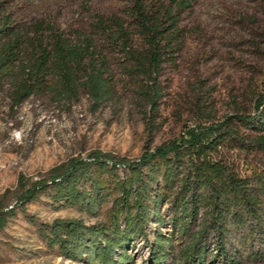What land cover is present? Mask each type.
<instances>
[{
    "label": "rangeland",
    "instance_id": "374dc122",
    "mask_svg": "<svg viewBox=\"0 0 264 264\" xmlns=\"http://www.w3.org/2000/svg\"><path fill=\"white\" fill-rule=\"evenodd\" d=\"M148 3L157 11L159 4L171 5V0ZM190 3L179 15L176 49L162 65L159 80L164 96L154 113V144L179 137L189 126L229 118L240 137L223 142L214 156L231 163L241 177L252 176L264 166V152L241 141L255 133L239 117H254L256 99L264 94V0ZM132 7L130 0H0V20L6 28L0 54L10 44L16 58L9 67L14 74L0 79V208L14 206L0 231V264H85L49 247L39 234L40 224L56 218L109 221L111 201L95 217L76 207L58 206L46 196L22 203L21 195L71 157L100 151L137 159L143 153L150 106L139 97L145 79L133 56L144 55L147 47ZM119 23L124 25L122 37L114 34ZM84 36L92 39L94 50L109 67L112 96L108 101L95 110L83 87L73 97L61 96L56 87L60 78L51 73L34 80L31 95L16 102L14 77L28 78L25 66L39 53L53 56L62 42L77 43ZM169 205L163 204L161 211L167 220ZM210 210H201L191 224V234L209 222ZM227 219L228 260L216 251L220 240L210 234L203 240L205 255L195 254L194 261L185 262L182 249L189 236L176 235L165 223L160 230L173 235V247L162 264H264V239L249 232L253 219L245 226ZM155 229L156 224L150 223L147 239L139 236L129 247L133 264H154L148 262L146 240L153 239Z\"/></svg>",
    "mask_w": 264,
    "mask_h": 264
},
{
    "label": "trees",
    "instance_id": "16d2710c",
    "mask_svg": "<svg viewBox=\"0 0 264 264\" xmlns=\"http://www.w3.org/2000/svg\"><path fill=\"white\" fill-rule=\"evenodd\" d=\"M131 14L136 19L147 49L145 54H134V63L144 76L138 89L139 97L150 106L147 112L148 138L137 159L91 151L85 157H71L52 167L47 177L40 178L25 189L21 202L48 197L58 206L76 207L90 216L97 214L111 201L109 221L86 222L82 218H56L40 224L38 231L44 242L57 248L59 254L85 264H133L129 247L139 237L147 239L150 223L156 224L149 244L148 262L162 264L173 247L172 237L160 227L169 223L175 233L189 236L182 255L185 262L202 257L206 249L205 237L212 234L220 241L217 252L228 260L225 249L230 220L245 226L253 219L249 232L264 239V166L252 176L241 177L232 164L217 155L218 147L240 137L229 121L207 120L189 126L175 139L154 144L155 116L164 96L160 84L162 65L176 49L180 12L190 7V0H171V5L159 4L152 11L148 0H130ZM165 18V19H164ZM114 34L124 36V25L118 24ZM6 28L0 20V45ZM124 49L128 43L123 42ZM15 54L6 44L0 54V79L12 75ZM108 65L94 50L92 39L84 36L77 43H61L55 55L41 52L31 64L24 67L28 78L14 77L13 97L22 102L31 95L32 83L43 76L57 73L58 94L68 98L83 87L97 110L112 96ZM9 71V72H8ZM254 117H239L241 123L255 134L242 138L249 149L264 152V94L256 99ZM169 203L171 216L167 220L162 205ZM211 209L212 218L195 233L191 224L197 221L201 210ZM14 206L0 208V231ZM227 219V222L225 221ZM174 234V233H172ZM216 252V253H217ZM232 258H230L231 260Z\"/></svg>",
    "mask_w": 264,
    "mask_h": 264
}]
</instances>
